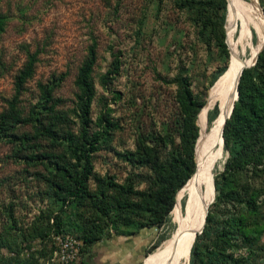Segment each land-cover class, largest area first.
Returning <instances> with one entry per match:
<instances>
[{
	"label": "rangeland",
	"instance_id": "374dc122",
	"mask_svg": "<svg viewBox=\"0 0 264 264\" xmlns=\"http://www.w3.org/2000/svg\"><path fill=\"white\" fill-rule=\"evenodd\" d=\"M201 1L0 0V116L8 112L15 80L29 56L35 54L36 60L15 109L21 120L10 128L11 136L0 134V264H52L51 254L59 235L52 223L54 214L61 215L64 229L77 228L91 236L146 231L152 240L140 264H148L150 256L171 237L177 227L173 211L184 188L176 194L168 220L159 226H147L151 218L147 212L132 213L128 221L116 217L98 199L101 190L113 197L121 186H131L138 202L151 192L150 171L129 161L136 155L138 134L149 139L169 135L173 151H181L178 130L182 113L176 81L187 85L193 99L204 107L217 73L228 70L234 57L246 60L251 56L257 44L255 30L251 28L252 35L247 33L242 46V21L238 15L229 16L228 0H224L222 24L214 15L206 30L204 19L189 7L191 2ZM241 1L246 5L252 2ZM261 1L256 0L264 16ZM91 46L96 56L90 74L95 89L91 127L97 130L98 119L108 118L115 129L110 140L92 156L90 197L82 204H68L60 212L61 202L51 194L45 178L54 173L53 162L62 156L69 158L66 143L60 136L55 141L41 137L35 130L36 123L28 118L40 101V85L46 86L58 101L56 114L69 120L67 124L56 121L58 133L77 135L78 121L72 112L78 94L75 82ZM214 108L208 114L212 115ZM217 109L219 112V106ZM200 112L195 120L198 137ZM208 114L207 132L214 125L209 123ZM146 143L153 145L151 141ZM218 143L212 170L214 193L208 207L214 211L212 230L219 226L229 233L230 219L239 218L242 230L252 239L261 232L253 245L233 235L235 245L227 253L232 255L233 264H264V179L258 172L238 174L230 182L235 194L216 201L214 176L220 177L228 158L223 148L219 152L222 137ZM159 151L166 154L172 147H160ZM195 154L194 148L196 170ZM108 181L116 187L107 190ZM253 192L257 194L254 199L258 210L254 214L252 208H246ZM185 204L186 197L180 201L181 208L185 209ZM231 233L237 235L235 230ZM214 241V236L203 238L208 245Z\"/></svg>",
	"mask_w": 264,
	"mask_h": 264
},
{
	"label": "trees",
	"instance_id": "16d2710c",
	"mask_svg": "<svg viewBox=\"0 0 264 264\" xmlns=\"http://www.w3.org/2000/svg\"><path fill=\"white\" fill-rule=\"evenodd\" d=\"M263 4L264 1H261V6ZM189 7L204 19L202 22L204 30L209 28V24H212L214 15L219 17L220 25L224 21L226 12L224 0L191 2ZM2 20L3 18L0 16V23ZM223 47L225 46L223 45ZM35 61V54L30 55L26 66L15 80L14 95L10 99L8 112L0 116V134L6 136L10 134L11 136L10 128L21 120L15 109L23 90V84L32 75ZM95 61L94 46H91L88 58L80 67L75 82L78 94L72 112L78 121L76 136L70 131L63 134L58 133L56 121L59 124H67L69 120L56 114L54 109L58 101L52 98L51 88L46 86L40 85V101L36 108L31 110L28 118L36 123L35 130L41 137L55 141L60 136L61 140L66 143L69 158L59 157L58 161L53 162L54 173L45 178L51 194L61 202L60 212H63L66 205L82 204L90 197L88 183L93 174L92 156L110 140L115 129L114 124L108 118L98 119L97 130L91 127L90 111L95 89L90 74ZM226 70L225 68L221 69L214 77V81L219 79ZM176 83L179 107L182 113V121L179 123L181 129L178 130L181 151H173V140L168 138L169 135L152 137L151 140L148 136L138 134L136 155L129 158V161L139 168H147L150 171L152 190L140 202L133 198L136 194L132 192L131 186L119 187L113 197L105 196L104 191L101 190L99 203L109 206L116 217H126L128 221L131 219L132 213L147 212L151 214L147 226H159L165 223L176 204V194L196 173L197 164L195 170L193 152L199 137L195 120L203 104L193 99L187 85L185 86L180 81H176ZM237 92V100L234 102L230 117L226 119L223 128L222 148L228 154V158L224 163L223 172L219 175L220 184L218 176H214L216 201L222 198L230 199L235 194L230 187V182L238 174L258 172L264 179V49L258 54L255 65L242 71ZM215 108L212 115L208 114L209 123H213L218 116V109ZM27 140L28 135H25L24 141ZM147 141H151L153 145L147 144ZM160 147L162 149L172 147V151L161 154ZM44 157L43 159H45ZM30 160H35V158L31 157ZM96 180L97 183L101 182L99 179ZM112 186L116 187L112 182H106L107 190L112 189ZM106 188L103 187V189ZM255 196H257L256 193H251L246 201V208H252L253 214L258 212ZM213 213L214 211L208 209L204 229L201 234L196 236L190 250V264H233L234 259L227 251L235 245L232 242L234 236L241 237L249 245L259 241L261 232L255 234L252 239L248 233L242 230L243 224L239 218H231L229 222V227L232 228V231H237V235L231 233L232 231L227 233L220 230L219 226H215L212 230ZM52 223L57 234H73L83 242L82 255L94 243L109 236V234L103 233L91 236L84 231H78L77 228L64 229L63 220L58 214H54ZM205 236L208 238L214 236L216 241L208 245L203 242Z\"/></svg>",
	"mask_w": 264,
	"mask_h": 264
},
{
	"label": "bare ground",
	"instance_id": "6f19581e",
	"mask_svg": "<svg viewBox=\"0 0 264 264\" xmlns=\"http://www.w3.org/2000/svg\"><path fill=\"white\" fill-rule=\"evenodd\" d=\"M228 13L229 16L238 15L241 18V45L244 46L246 35L251 32V28L255 30L257 35V44L250 51L251 56L246 60L234 57L229 69L210 89L206 104L198 117L201 135L196 146L197 170L184 187L181 198L173 211L174 221L177 225L176 230L150 256L148 264H187L190 249L197 233L203 226L206 206L209 207L213 197L212 170L218 151L217 143L222 135L224 122L229 116L236 98L239 74L243 67L253 63L256 54L264 46V16L258 8L256 0H252L249 5L241 0H228ZM218 106L219 113L213 123V128L207 132V114L213 107ZM219 152H222V143L219 146ZM184 197H186L185 209L180 206V201Z\"/></svg>",
	"mask_w": 264,
	"mask_h": 264
},
{
	"label": "crops",
	"instance_id": "0c3cea01",
	"mask_svg": "<svg viewBox=\"0 0 264 264\" xmlns=\"http://www.w3.org/2000/svg\"><path fill=\"white\" fill-rule=\"evenodd\" d=\"M147 235L143 230L111 234L89 247L77 264H140L152 240Z\"/></svg>",
	"mask_w": 264,
	"mask_h": 264
},
{
	"label": "built area",
	"instance_id": "2783aa9c",
	"mask_svg": "<svg viewBox=\"0 0 264 264\" xmlns=\"http://www.w3.org/2000/svg\"><path fill=\"white\" fill-rule=\"evenodd\" d=\"M50 261L54 264H77L82 256L83 242L73 234L56 237Z\"/></svg>",
	"mask_w": 264,
	"mask_h": 264
},
{
	"label": "water",
	"instance_id": "95a60500",
	"mask_svg": "<svg viewBox=\"0 0 264 264\" xmlns=\"http://www.w3.org/2000/svg\"><path fill=\"white\" fill-rule=\"evenodd\" d=\"M262 49H263V47H262V48L258 51V53L256 54V56H255V58H254V61H253L252 65L255 64V62H256V60H257V57H258V54L260 53V51H261ZM249 67H250V66L243 67V69L241 70V72H240V74H239L238 82H237V85H236V98H235L234 102L237 100V97H238L237 87H238V83H239V79H240L241 73H242V71H243L244 69L249 68ZM233 105H234V103H233ZM233 105H232V107H231V110H230V113H229V116L227 117V119L230 117V114H231L232 109H233ZM224 125H225V122H224ZM224 125H223V128H224ZM223 128H222V135H221V137H222V146H223ZM207 213H208V207L206 206V214H205V218H204V222H203L202 229H203L204 224H205V222H206V216H207ZM202 229H201L200 232H198L197 234L201 233V232H202Z\"/></svg>",
	"mask_w": 264,
	"mask_h": 264
}]
</instances>
